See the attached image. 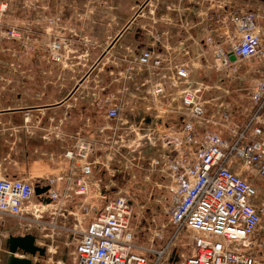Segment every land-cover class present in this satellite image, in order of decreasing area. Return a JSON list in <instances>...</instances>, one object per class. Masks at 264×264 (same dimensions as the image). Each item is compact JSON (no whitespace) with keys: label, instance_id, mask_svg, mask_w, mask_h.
Masks as SVG:
<instances>
[{"label":"built area","instance_id":"1","mask_svg":"<svg viewBox=\"0 0 264 264\" xmlns=\"http://www.w3.org/2000/svg\"><path fill=\"white\" fill-rule=\"evenodd\" d=\"M151 2L140 4L127 28L145 11L161 5ZM169 3L166 10L175 14L183 10L219 26L214 36L203 41L197 55L203 64L194 68L184 60L188 50L173 51L161 39L140 51L118 47L117 39H111L90 65L91 71L104 69L109 78L102 94L91 95L89 103L107 122L99 131L104 137L91 141L77 134L62 154L67 167L38 184L0 178V219L18 220L12 229L21 232L17 236L30 234L27 231L33 228L30 219L34 218L31 222L37 223L38 230L53 229L45 240L63 238L73 246V264H264V198L259 197L258 186L264 181V9L236 8L231 0ZM8 5L9 0L0 3V52L4 42L23 40L22 26L9 22ZM28 6L34 8V0ZM48 23L46 60L71 70L79 58L76 41L85 40L75 29L61 26L60 17ZM81 57L86 61L88 51ZM242 67L255 75L247 93L250 111L246 119L233 122V112L223 105H215L208 114V101L203 99L208 87L194 76L215 72L219 82H224L238 77ZM127 105L135 110L142 106L154 121L143 130L144 148L152 153L138 160L147 162L139 170L144 172L145 183L156 177L160 182L155 187L171 194L164 213L169 215L166 224H157L144 212L150 210V200L160 205V199L150 195L139 205L128 189L117 187L118 178L134 180L132 169L139 167L134 150L122 146L117 127L124 123L122 111ZM175 111L181 121L178 132L166 134L170 129L164 124L156 127V121ZM102 174L113 178L116 185L106 183ZM36 185L48 188L41 194L40 210L31 204ZM75 203L76 211L65 209ZM49 207L54 210H44ZM168 227L173 229L169 238L155 246L154 242L164 240ZM144 232L148 248L135 242L136 233ZM185 234L187 256L174 249ZM36 245L42 246L38 241Z\"/></svg>","mask_w":264,"mask_h":264},{"label":"crops","instance_id":"2","mask_svg":"<svg viewBox=\"0 0 264 264\" xmlns=\"http://www.w3.org/2000/svg\"><path fill=\"white\" fill-rule=\"evenodd\" d=\"M92 1L93 13L84 16L90 12V0H34L33 9L28 0H9V22L21 25L24 34L22 41L4 42L1 50L0 178L38 184L67 167L62 154L74 144L77 134L91 141L104 137L99 131L107 122L89 103L91 95L102 94L100 90L107 86L109 78L101 70L98 74L91 71L90 65L109 44L107 36H114L118 47L134 51L152 47L154 40H164L173 51L188 50L184 60L197 68L203 64L197 58L203 41L220 29L217 24L197 19L183 10L176 14L166 10V0H151L161 3L160 7L146 9L145 15L127 28L140 4L149 0ZM231 3L236 8H250L251 0H231ZM20 5L26 9H20ZM85 6L87 12L83 10ZM55 17L61 18V26L75 29L85 40L76 41L79 58L71 70H62L46 60L51 30L48 20ZM91 19L94 22L97 19L96 25H90ZM154 22L157 23L153 27ZM128 37L130 41L125 43ZM85 51L89 55L86 61L81 57ZM164 119L156 121V127L166 126ZM101 176L105 179L104 174ZM87 204L95 205L93 200H87ZM77 209L76 203L70 206V210ZM6 221L7 218L0 219V238H4L0 254L6 252L3 245L15 228Z\"/></svg>","mask_w":264,"mask_h":264},{"label":"rangeland","instance_id":"3","mask_svg":"<svg viewBox=\"0 0 264 264\" xmlns=\"http://www.w3.org/2000/svg\"><path fill=\"white\" fill-rule=\"evenodd\" d=\"M2 1H5V0H2ZM2 1L0 0V2ZM30 1L31 0H28V2ZM90 1H91V6L88 5L90 7V12L85 13L84 16L90 15L91 13H93L95 5L93 4L92 0ZM166 1L169 5L170 4L169 0H166ZM162 2H164V0H162ZM258 7H261V10L264 9V0H251L250 10H256L258 9ZM20 9H26V8L20 5ZM86 9H87V6L83 8V10L87 11ZM8 10H11L10 4L8 5ZM83 20L84 19H80V22ZM96 23H97V19H96V22L92 20V23L90 22V25L93 26V25H96ZM82 24L83 22H81V25ZM107 37L108 38L106 41L110 42V40L114 36L109 35ZM129 41H130V37L125 39V43ZM92 46H95V44H93ZM0 58H2L1 52H0ZM210 58L211 57H209V60ZM103 70L104 69H102V73H103ZM95 73L98 74L99 71L95 70ZM105 74L107 75V73ZM204 74H196L194 77H196V79H199L198 81H202L204 86L208 87V90H209L208 93H205L203 96V99L208 101L207 113L211 114V112L214 110L215 105H223L224 108H227L229 111L233 112V116H234L233 122L242 123L246 119L250 111V104L248 102L247 93L249 92V89H250V85H251L250 82L254 78L255 75L253 73H248L247 68L245 67H242L238 71V77H234L230 80H225L224 82H219L215 72L211 73L210 75H207V77H205L206 75ZM237 78H240L241 81L240 80L238 81ZM131 109H133L132 112H131ZM122 119L124 120V123L122 121L123 125L118 124L117 126L118 129H120V133L122 136L121 144L122 146H124V148L128 150H134V153L132 154H133V157L137 160L135 162V165L138 164L139 167L138 169H136L135 167H133L132 169V173L135 178L134 180L131 178V176L126 177L124 179L118 178L117 187L121 189H128L130 191L129 193H131V195L137 198V200L139 201V205L143 203L144 197L148 198L150 195H152V199H160V202H161L160 205H156L153 202V200H150V204H152V206L150 207L149 211H144V212L146 213L145 214L146 217L147 216L153 217L157 224H162V223L166 224L168 222L169 215H164V213L167 211V208L169 205L168 204L169 199L171 198V194L166 189H158L157 187H155V183L160 182L158 181L156 177H152L149 183H145L143 180L144 172L141 171V169L139 170L143 161H138V160L142 156H145V155L151 156L150 154L152 153V151H150L148 148L147 149L144 148L145 143L142 140L145 139L144 138L145 131L143 130L146 129L148 123H152L154 121L151 117L146 115L141 109L135 110L134 107L131 105H127L123 107ZM136 121H138V123ZM164 122L167 128L170 129L169 131H166V134H174L175 132L179 131L181 121H179L176 111L171 113L168 117H165ZM208 129L213 131L211 128H208ZM157 132L159 133L160 130L158 129ZM129 146H131L130 147L131 149L129 148ZM143 165H144V168H146L147 162L145 161ZM104 180L106 183L112 182L113 184H115L113 178H109L107 174L105 175ZM162 184L164 187L166 186V182H163ZM258 186L261 189V193L259 197L263 199L264 198V181H261ZM41 197L42 195L40 196L34 195V197L31 199V204L37 205L36 207L37 210L41 209L40 207H38L40 205ZM65 209L70 211V206L68 207L66 206ZM44 210L52 211L54 209L52 207H49V208H45ZM46 211H45V218H46ZM36 215H38V213ZM31 220L33 221L35 220L34 218L30 219V223L33 224V228L28 229L27 232L32 234L36 238L35 241H38L39 245H42L44 248H46V250L50 251V253L46 252V257L40 260V262H42L43 264H73V261L71 258L73 246L66 244L63 241V238L58 239V242H55V241L52 242L50 241V239L45 240L44 238L45 235L47 233L48 234L52 233L53 229L46 227L45 230H43L42 228L38 230L37 227L34 225L37 223L31 222ZM59 220L60 218L57 219V222ZM6 223L10 227L13 228V227H17V225L20 222L15 219L8 218ZM25 223L26 222H24L23 225H25ZM171 229H172L171 227L167 228V230L164 233V240L154 242L155 246H160L161 243L165 242L169 238L170 234L173 231V229L172 230ZM12 233L16 235L21 232L18 230V232L13 231ZM22 233H25V231H22ZM0 239H1L0 242L3 243L4 238L3 239L0 238ZM135 242L140 247L148 248L150 244L147 241V232L136 233ZM5 245L6 244L4 243L3 246L5 247ZM174 249L176 253H182L185 256L188 255L189 247H188L187 234L183 235L179 239V241L177 242V247H174ZM2 254L3 252L0 254V264H3L4 259H5V256Z\"/></svg>","mask_w":264,"mask_h":264},{"label":"water","instance_id":"4","mask_svg":"<svg viewBox=\"0 0 264 264\" xmlns=\"http://www.w3.org/2000/svg\"><path fill=\"white\" fill-rule=\"evenodd\" d=\"M235 57L230 55V61ZM48 188L34 187V195L40 196L46 193ZM35 238L32 235L23 237L9 236L6 244L5 260L3 264H43L40 260L46 257L45 249L35 245ZM27 256V257H26ZM38 260L34 261V258Z\"/></svg>","mask_w":264,"mask_h":264},{"label":"flooded vegetation","instance_id":"5","mask_svg":"<svg viewBox=\"0 0 264 264\" xmlns=\"http://www.w3.org/2000/svg\"><path fill=\"white\" fill-rule=\"evenodd\" d=\"M27 235H30V234H27ZM32 235V234H31ZM9 236H13V237H19V236H17V235H9ZM33 236V235H32ZM34 237V236H33ZM7 241H8V239L6 240V242H5V244H7ZM5 249H6V245H5ZM44 249V248H43ZM6 253V252H5ZM5 253H3L2 255H4L5 256ZM5 260V259H4ZM4 263V262H3Z\"/></svg>","mask_w":264,"mask_h":264},{"label":"bare ground","instance_id":"6","mask_svg":"<svg viewBox=\"0 0 264 264\" xmlns=\"http://www.w3.org/2000/svg\"><path fill=\"white\" fill-rule=\"evenodd\" d=\"M32 207H34L35 208V205L34 204H32ZM27 257V256H26Z\"/></svg>","mask_w":264,"mask_h":264}]
</instances>
